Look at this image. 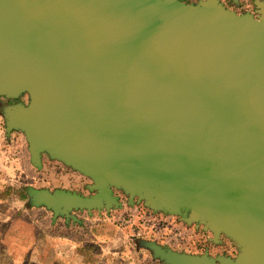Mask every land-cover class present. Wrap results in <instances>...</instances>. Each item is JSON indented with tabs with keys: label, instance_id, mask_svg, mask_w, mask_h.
Wrapping results in <instances>:
<instances>
[{
	"label": "water",
	"instance_id": "1",
	"mask_svg": "<svg viewBox=\"0 0 264 264\" xmlns=\"http://www.w3.org/2000/svg\"><path fill=\"white\" fill-rule=\"evenodd\" d=\"M0 0L7 133L46 151L92 194L30 189L53 219L120 207L112 187L223 234L234 258L145 245L166 264H264V1ZM139 201V200H138Z\"/></svg>",
	"mask_w": 264,
	"mask_h": 264
},
{
	"label": "crops",
	"instance_id": "2",
	"mask_svg": "<svg viewBox=\"0 0 264 264\" xmlns=\"http://www.w3.org/2000/svg\"><path fill=\"white\" fill-rule=\"evenodd\" d=\"M198 1L200 0H184L188 4H196ZM242 1L250 2V0ZM225 8L238 14L250 11L249 3L242 6L234 4L229 6V8ZM4 97L10 100V102H2L0 99V121L5 124V108L17 104L26 105L28 96L26 93H21L16 98ZM12 131L20 134L18 153L16 162L1 160L0 188L9 189L10 186L21 182L25 184L24 191L28 202L31 199L28 193L30 189H47L49 191L61 189L76 192L83 196L88 195L82 192V187L84 189L87 188L92 183V180H80L74 175L78 174L84 177L86 176L85 174L66 165L61 160L51 157L46 151L40 152L38 165L33 164L24 132L19 128L12 129ZM56 167H60L63 170L62 173L68 175L54 186L46 185V171H51L52 168ZM16 171L21 173V180H18L16 176L14 177ZM13 195L12 192L0 193V204H4V211L0 214V223L4 226V232L8 236H12L11 234L16 235L14 233V226L17 224V220L23 218L24 214L23 212L18 213L17 206L14 208V205L11 204V201L14 199ZM143 209L149 219L153 222L155 221L153 227L139 226L137 215L141 211H137L135 204L130 203L129 200L128 203H120V207H113L109 211H106L104 208L100 211L96 209H92L91 211H87L86 209L70 210V213L75 215L80 222H73L71 219L66 222L60 217L56 218L53 224L50 220L43 222V227L40 231L44 236V243L42 250L38 247L41 264H166L162 259L155 256L151 248L145 245V243L153 241L163 247L182 251L166 243L165 240L169 231L165 233L158 226V222L161 219L166 221L170 227L178 226L179 224L176 222L178 220L171 213L161 210L155 211L147 206H144ZM103 211L111 217L108 218L106 216L104 218L99 216V213H103ZM96 214L97 216H95ZM128 214H132L133 216L129 220L127 219L129 218ZM119 219L121 221L124 220V222L121 223ZM179 226L185 238L187 240L192 239V233L194 232L188 226ZM136 229H143V233L139 235L134 234Z\"/></svg>",
	"mask_w": 264,
	"mask_h": 264
},
{
	"label": "rangeland",
	"instance_id": "3",
	"mask_svg": "<svg viewBox=\"0 0 264 264\" xmlns=\"http://www.w3.org/2000/svg\"><path fill=\"white\" fill-rule=\"evenodd\" d=\"M253 0H250L252 2ZM13 147L17 150L18 153V143H20V134L17 132H11ZM16 162V161H15ZM51 169V168H50ZM61 171V173H59ZM60 167L52 168L51 171H46V185L54 186L58 184L60 180H64L66 176L62 173ZM67 173V171H66ZM19 171L15 172L14 177L16 176L18 180L20 179ZM76 178L80 180H91L87 176H80L74 174ZM7 187V186H6ZM25 184L16 183L10 188L2 189L1 192H12L14 194V199L11 201V204L17 206L18 213L23 212V218L17 220V224L14 226V233L12 236H8L4 231V226L0 223V264H41V257H39L38 247H43L44 236L40 231L43 227V222L51 221L53 224L56 220L53 219L52 213L50 210L29 204L26 198V193L24 191ZM7 189V190H6ZM82 192L84 194H92L93 191H89L87 188L82 187ZM112 193L117 196L120 203H128L127 198L129 193L122 188L112 187ZM3 194V193H2ZM139 200V201H138ZM133 203L137 205L140 209L144 207V199H138L137 195L133 197ZM4 211V204H0V214ZM20 216V215H19ZM97 216V214L95 215ZM99 216L108 217L111 216L108 213H99ZM174 216V215H173ZM58 218V217H57ZM64 220L63 217H60ZM176 220H179L178 216H174ZM25 219V220H22ZM193 229L192 226H189ZM143 233V229H136L134 234L139 235ZM209 238V239H208ZM191 247L184 249L186 252L192 253H203L205 251L212 257L223 255L234 258L238 252L237 247L234 245L233 241L226 236H220L219 241L213 242L211 240L210 232H202L197 230L192 235Z\"/></svg>",
	"mask_w": 264,
	"mask_h": 264
},
{
	"label": "built area",
	"instance_id": "4",
	"mask_svg": "<svg viewBox=\"0 0 264 264\" xmlns=\"http://www.w3.org/2000/svg\"><path fill=\"white\" fill-rule=\"evenodd\" d=\"M10 131L9 133H7L6 128H5V124L0 121V163L1 160H7V161H15L16 157H17V150L13 147V140H12V135H11ZM136 206V210L137 211H141L140 213H138V223L140 227H146V226H152L155 223V221L153 222L151 219H149L148 215L145 214L144 209H140L137 205ZM138 207V208H137ZM121 211V209H119ZM129 218H127L128 220L131 219L133 216L132 214H128L127 215ZM121 223L124 222V220L121 221V219H119ZM179 225L182 226H188L187 224H185L183 221H181L180 219L178 221ZM174 226V227H170L168 223H166V221H164L163 219L159 220L158 222V226L160 228V230H163L165 233H167V231H169L166 237V243L173 247V248H179V249H188L191 246V241L192 239H186L185 236L183 235V231L181 230L180 226ZM189 227V226H188ZM193 232L194 229L190 228ZM193 235V233H192Z\"/></svg>",
	"mask_w": 264,
	"mask_h": 264
},
{
	"label": "flooded vegetation",
	"instance_id": "5",
	"mask_svg": "<svg viewBox=\"0 0 264 264\" xmlns=\"http://www.w3.org/2000/svg\"><path fill=\"white\" fill-rule=\"evenodd\" d=\"M220 3H222V5H224V7H228L229 8V6H231V5H234V4H236L237 6H242V5H248V3H249V6H250V11L248 12V13H250V14H252L255 18L258 16V12H257V10H258V8L256 7V5L254 4V0L250 3V2H243L242 0H218ZM241 1H242V3H241ZM240 13H242V12H240ZM239 13V14H240ZM243 13H245V12H243ZM0 99L2 100V102H10V100L9 99H6L4 96H0Z\"/></svg>",
	"mask_w": 264,
	"mask_h": 264
},
{
	"label": "trees",
	"instance_id": "6",
	"mask_svg": "<svg viewBox=\"0 0 264 264\" xmlns=\"http://www.w3.org/2000/svg\"><path fill=\"white\" fill-rule=\"evenodd\" d=\"M52 213V212H51ZM189 226V225H188ZM192 227H193V225H191ZM193 229H194V232L196 233V231L197 230H201L202 232H209V231H204V230H202L200 227L198 228V229H195L194 227H193ZM223 234H220L219 236H218V240L217 241H219V239H220V236H222ZM211 238H212V233H211ZM209 239V238H208ZM216 241V242H217ZM192 245V244H191ZM191 247V246H190ZM182 251H185L184 249H181ZM186 252V251H185ZM189 253H192V252H189ZM192 254H198V253H192ZM200 254V253H199Z\"/></svg>",
	"mask_w": 264,
	"mask_h": 264
}]
</instances>
